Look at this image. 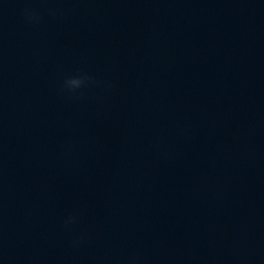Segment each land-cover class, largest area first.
Returning <instances> with one entry per match:
<instances>
[{
    "label": "clouds",
    "instance_id": "9594fccd",
    "mask_svg": "<svg viewBox=\"0 0 264 264\" xmlns=\"http://www.w3.org/2000/svg\"><path fill=\"white\" fill-rule=\"evenodd\" d=\"M25 16L29 20H38L39 17H37L31 10L26 9L25 10ZM91 77H89L87 74L79 75L76 77L68 78L64 81V86L66 90L70 93H75L76 90L81 89L82 87L86 86L90 81ZM74 218H69V221L67 223L73 222Z\"/></svg>",
    "mask_w": 264,
    "mask_h": 264
}]
</instances>
